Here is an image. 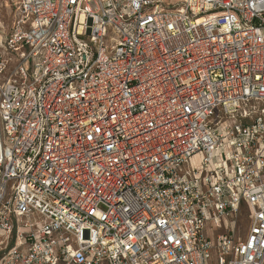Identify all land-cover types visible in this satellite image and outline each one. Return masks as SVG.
<instances>
[{
    "label": "built area",
    "instance_id": "built-area-1",
    "mask_svg": "<svg viewBox=\"0 0 264 264\" xmlns=\"http://www.w3.org/2000/svg\"><path fill=\"white\" fill-rule=\"evenodd\" d=\"M6 2L0 264H264V0Z\"/></svg>",
    "mask_w": 264,
    "mask_h": 264
},
{
    "label": "rangeland",
    "instance_id": "rangeland-1",
    "mask_svg": "<svg viewBox=\"0 0 264 264\" xmlns=\"http://www.w3.org/2000/svg\"><path fill=\"white\" fill-rule=\"evenodd\" d=\"M7 0H0V35L7 33L12 26L15 18V12L12 7L7 4ZM199 154L193 157V162H197ZM247 216L245 210H241L238 216L237 231L240 235H244L247 231Z\"/></svg>",
    "mask_w": 264,
    "mask_h": 264
}]
</instances>
